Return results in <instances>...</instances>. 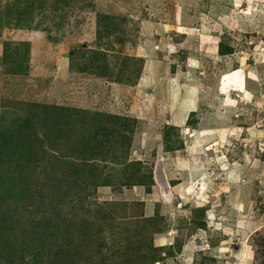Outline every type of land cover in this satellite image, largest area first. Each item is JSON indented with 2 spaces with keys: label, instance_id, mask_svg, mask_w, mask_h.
<instances>
[{
  "label": "rangeland",
  "instance_id": "obj_1",
  "mask_svg": "<svg viewBox=\"0 0 264 264\" xmlns=\"http://www.w3.org/2000/svg\"><path fill=\"white\" fill-rule=\"evenodd\" d=\"M0 264H264V0H0Z\"/></svg>",
  "mask_w": 264,
  "mask_h": 264
},
{
  "label": "trees",
  "instance_id": "obj_2",
  "mask_svg": "<svg viewBox=\"0 0 264 264\" xmlns=\"http://www.w3.org/2000/svg\"><path fill=\"white\" fill-rule=\"evenodd\" d=\"M13 72H17V71H15V70H12ZM54 107H49V106H41V110L43 111V115L44 116H48L50 113H48L47 112V110L48 111H51L52 109H53ZM45 110V111H44ZM42 122V121H41ZM32 128V120L30 121V123H29V125H28V129H31ZM27 129V130H28ZM24 134H26V133H24ZM23 134V135H24ZM34 138H36V136H34L32 139H34ZM28 139H30V137L28 138V136H26V138L23 140V147L25 148L26 147V145L28 144L27 142H28ZM35 140V139H34ZM17 165L18 166H22V161H18L17 162ZM17 185V184H16ZM15 187V186H14ZM11 192L12 191H10V193L9 192H7V193H9V194H11ZM19 192V193H18ZM25 192H27V190H24V187L22 186L21 188H19L17 191H16V193L14 194V196H17V197H20V198H23L24 197V194H25ZM2 195V194H1ZM4 197H8V195H2L1 196V198H3L4 199ZM2 228H5V226L3 225V227Z\"/></svg>",
  "mask_w": 264,
  "mask_h": 264
},
{
  "label": "crops",
  "instance_id": "obj_3",
  "mask_svg": "<svg viewBox=\"0 0 264 264\" xmlns=\"http://www.w3.org/2000/svg\"><path fill=\"white\" fill-rule=\"evenodd\" d=\"M143 22H144V24L146 23L145 21H147V20H142ZM150 23V22H149ZM146 25V24H145ZM150 33L151 34H154V33H156V31H154V30H152V32L150 31ZM189 108V107H188ZM188 108L186 107V110H188Z\"/></svg>",
  "mask_w": 264,
  "mask_h": 264
},
{
  "label": "bare ground",
  "instance_id": "obj_4",
  "mask_svg": "<svg viewBox=\"0 0 264 264\" xmlns=\"http://www.w3.org/2000/svg\"><path fill=\"white\" fill-rule=\"evenodd\" d=\"M149 100V99H148ZM147 105V104H146ZM149 105V104H148ZM149 107V106H148ZM149 109V108H148ZM184 110V109H183ZM161 162V161H160ZM164 180V179H163ZM166 184V183H165Z\"/></svg>",
  "mask_w": 264,
  "mask_h": 264
}]
</instances>
